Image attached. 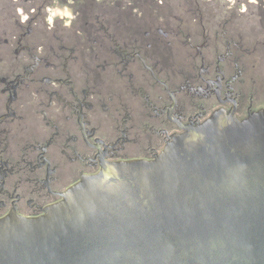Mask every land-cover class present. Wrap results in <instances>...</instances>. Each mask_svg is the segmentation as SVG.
Returning a JSON list of instances; mask_svg holds the SVG:
<instances>
[{
    "label": "flooded vegetation",
    "instance_id": "1",
    "mask_svg": "<svg viewBox=\"0 0 264 264\" xmlns=\"http://www.w3.org/2000/svg\"><path fill=\"white\" fill-rule=\"evenodd\" d=\"M261 110L264 0H0V220Z\"/></svg>",
    "mask_w": 264,
    "mask_h": 264
},
{
    "label": "water",
    "instance_id": "2",
    "mask_svg": "<svg viewBox=\"0 0 264 264\" xmlns=\"http://www.w3.org/2000/svg\"><path fill=\"white\" fill-rule=\"evenodd\" d=\"M0 264H264V110L81 178L43 216L1 219Z\"/></svg>",
    "mask_w": 264,
    "mask_h": 264
},
{
    "label": "clouds",
    "instance_id": "3",
    "mask_svg": "<svg viewBox=\"0 0 264 264\" xmlns=\"http://www.w3.org/2000/svg\"><path fill=\"white\" fill-rule=\"evenodd\" d=\"M49 20L51 21V17H49Z\"/></svg>",
    "mask_w": 264,
    "mask_h": 264
},
{
    "label": "rangeland",
    "instance_id": "4",
    "mask_svg": "<svg viewBox=\"0 0 264 264\" xmlns=\"http://www.w3.org/2000/svg\"><path fill=\"white\" fill-rule=\"evenodd\" d=\"M59 12V10H57V13ZM63 12V11H62ZM66 12V11H65Z\"/></svg>",
    "mask_w": 264,
    "mask_h": 264
}]
</instances>
